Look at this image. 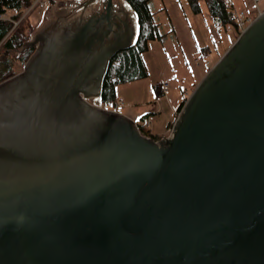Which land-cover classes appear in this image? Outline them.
Masks as SVG:
<instances>
[{"label": "water", "instance_id": "95a60500", "mask_svg": "<svg viewBox=\"0 0 264 264\" xmlns=\"http://www.w3.org/2000/svg\"><path fill=\"white\" fill-rule=\"evenodd\" d=\"M111 12L49 22L0 82V264H264V11L158 140L96 105L133 45Z\"/></svg>", "mask_w": 264, "mask_h": 264}, {"label": "rangeland", "instance_id": "374dc122", "mask_svg": "<svg viewBox=\"0 0 264 264\" xmlns=\"http://www.w3.org/2000/svg\"><path fill=\"white\" fill-rule=\"evenodd\" d=\"M231 2L235 13L242 11L252 18L264 11V0L258 4L254 0ZM79 3L80 0H55L44 9H39L33 3L31 8L35 10L29 19L37 24L36 27L59 17L62 22L74 20L80 15ZM112 3L114 14L126 17L133 25L130 7L122 0H112ZM82 4L89 5V10L82 13V18L86 19L90 15H99L94 13L103 10L105 0H83ZM199 5L201 12L194 14L187 0H149L148 9L158 24V32L163 40L148 41L146 50L141 54L147 71L146 78L116 87L117 101L123 103L116 108L119 113L138 124H142L141 116L148 115L151 130L165 131L173 122L174 113L183 97L186 98L205 75V61L210 60L213 65L231 45L232 39L236 38L235 28L231 24L225 27L214 24L209 19L205 4L201 1ZM72 8L75 12L69 13ZM117 15L112 14L114 19H117ZM154 86L165 87V94L157 95ZM127 106L137 112L131 113Z\"/></svg>", "mask_w": 264, "mask_h": 264}, {"label": "trees", "instance_id": "16d2710c", "mask_svg": "<svg viewBox=\"0 0 264 264\" xmlns=\"http://www.w3.org/2000/svg\"><path fill=\"white\" fill-rule=\"evenodd\" d=\"M34 1L0 0V82L20 71L34 52V46H26L40 27V25L36 27L37 24L29 19V15L35 10L31 8ZM44 1L50 6L55 0ZM122 1L130 7L132 12L135 42L131 47L116 52L109 61L99 100V103L108 109H116L117 86L146 78L147 71L141 54L146 50L147 42L163 40V36L158 32V24L154 22L148 9L149 0ZM201 1L205 4L208 15L218 26L225 27L231 24L235 28L236 35L239 34L233 6L226 4L224 0H187L192 13H200ZM153 89L157 95H161L160 86H154ZM184 101L185 97L177 106L176 112L180 111ZM170 126L171 123L168 127ZM150 136L158 139L157 136Z\"/></svg>", "mask_w": 264, "mask_h": 264}, {"label": "crops", "instance_id": "0c3cea01", "mask_svg": "<svg viewBox=\"0 0 264 264\" xmlns=\"http://www.w3.org/2000/svg\"><path fill=\"white\" fill-rule=\"evenodd\" d=\"M209 19H210V21L211 22H213L214 23V21L210 18V16H209ZM215 24V23H214ZM218 55H220V54H218ZM208 61H210V60H208ZM211 62V61H210ZM194 86V85H193ZM120 102V101H119ZM122 103V102H121ZM130 103H132V102H130ZM130 105V104H129ZM127 108H130V111H131V113H135V112H137V111H134V109H131V106H127ZM146 116H148V115H143V116H141V119L142 118H144V117H146ZM150 118V117H149ZM132 119V118H131ZM133 120V119H132ZM134 121V120H133ZM167 128H166V130L164 131V130H151V127L149 126V128H148V133H150L151 135H153V136H159V137H162V136H165L166 134H167ZM156 132V133H155Z\"/></svg>", "mask_w": 264, "mask_h": 264}, {"label": "built area", "instance_id": "2783aa9c", "mask_svg": "<svg viewBox=\"0 0 264 264\" xmlns=\"http://www.w3.org/2000/svg\"><path fill=\"white\" fill-rule=\"evenodd\" d=\"M43 3H44V0H35L34 1V4H37V5H42ZM248 22H249L248 18L241 16L240 19L238 20V25H239V27L243 28Z\"/></svg>", "mask_w": 264, "mask_h": 264}, {"label": "bare ground", "instance_id": "6f19581e", "mask_svg": "<svg viewBox=\"0 0 264 264\" xmlns=\"http://www.w3.org/2000/svg\"><path fill=\"white\" fill-rule=\"evenodd\" d=\"M30 9V8H29ZM28 12V11H27ZM26 12V13H27ZM111 20H112V22H115V20H114V17L112 16V14H111ZM103 27H105V26H103ZM108 29V28H107ZM109 30V29H108ZM108 30H106V28H103V30L102 31H106V33H108L107 31ZM105 33V32H104ZM110 33V32H109Z\"/></svg>", "mask_w": 264, "mask_h": 264}, {"label": "flooded vegetation", "instance_id": "af4514ba", "mask_svg": "<svg viewBox=\"0 0 264 264\" xmlns=\"http://www.w3.org/2000/svg\"><path fill=\"white\" fill-rule=\"evenodd\" d=\"M115 20V19H114Z\"/></svg>", "mask_w": 264, "mask_h": 264}]
</instances>
